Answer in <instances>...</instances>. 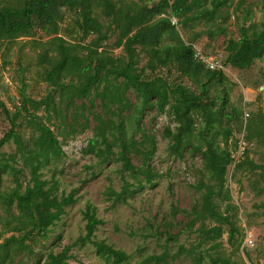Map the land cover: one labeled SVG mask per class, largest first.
Returning <instances> with one entry per match:
<instances>
[{
    "label": "rangeland",
    "instance_id": "374dc122",
    "mask_svg": "<svg viewBox=\"0 0 264 264\" xmlns=\"http://www.w3.org/2000/svg\"><path fill=\"white\" fill-rule=\"evenodd\" d=\"M115 1L124 9L127 6L134 9L135 5L153 6L148 0ZM24 4L25 0H0V10L18 9ZM206 8H211V0L202 3L187 17H182L177 31L186 45L195 43L206 56L220 61L224 67L222 79H211L209 69L201 62L174 55L169 64L161 67L157 64L152 70L148 55L140 48L138 50V70L144 71V79L162 76L173 87L181 85L197 96L203 94L200 109L192 114L195 120L192 150L185 148L182 158L170 151L173 141L167 129L176 132L178 127L172 112L173 98L165 112L160 113L157 107L150 108L140 119L133 115L132 108L117 115L119 103H110L109 110L105 109L99 98L91 109L92 114L123 123L125 140L140 141L143 132L154 137L155 149L146 164H143L142 155H130L135 166H150L157 174L151 184L141 176V188L137 187L140 183L134 176L122 171V163L116 159L121 150L118 145L112 143V153L105 161L85 152L88 139L95 135L97 122L90 112H82V101L77 100L76 106L69 109L65 104L61 105L59 92L45 79L49 66L48 62H42V56L58 58L60 41L56 38L62 37L64 44L75 46V52L85 56L86 51L79 44L85 46L90 37L82 41V33L77 26L78 14L67 7H57L56 12L62 17L57 23V33H50L51 29L44 30L42 24L35 20L28 35L0 39V102L8 111L0 109V141L11 130L12 120L21 111L25 98L37 102L48 100L52 109H58V113L50 111L52 123L47 122L49 113L46 105H42L38 109L21 111L15 119L16 131L26 145L33 147V140L39 136L30 124L33 115V119L47 124L63 144L64 154L52 159L41 170L42 179L50 182L46 190L51 188L52 196L58 197L77 191L76 203L66 208V213L50 227L46 237L33 234L25 240L21 228L30 230L31 226L20 218L17 201L8 208V204L0 200V243L12 236L24 240V245L10 244L7 253L0 255V264H46L50 254L61 253L65 247L72 246L86 235L84 211L88 205L95 209L97 218L102 221L94 240L105 241L126 252L132 263L164 255L165 259L159 264H197L198 257L202 259L201 264H221L224 260H229L230 264H264V135H261L264 130V56L245 70L235 69L227 62L228 40L240 37V24L254 25L251 32L260 29L264 21V0H233L214 19L199 15ZM96 12L103 22V32L110 36L105 43L106 50L115 58L124 56L122 48L115 45L119 31L101 10ZM160 18L171 22L176 19L170 12ZM173 43L165 36L161 46ZM110 81L115 84L113 78ZM105 85L103 82L100 90ZM93 95L94 92L91 97ZM126 98L132 105L136 103L132 89L126 93ZM84 102L90 106L89 99ZM72 114L79 117L77 121L72 120ZM88 116L89 128L72 135L71 124L79 131ZM225 129L232 131L234 141L244 135L249 144L246 163L239 169L232 163L221 187L205 169L202 153L209 140L221 151L235 149V143L228 144V149ZM109 141L114 140L110 137ZM99 147L105 149L103 145ZM14 155L16 158L12 160ZM0 159L8 161L10 166L2 174L0 191L8 196L17 185H21L23 193L31 177L13 140L0 147ZM250 162L261 168L254 169ZM126 181L131 185L126 201H115L111 190L122 192ZM203 184L213 186L218 192L211 203L225 220L203 212ZM212 228H220L221 236L209 239ZM67 263L107 264V261L98 256L93 244L86 243L71 249Z\"/></svg>",
    "mask_w": 264,
    "mask_h": 264
},
{
    "label": "trees",
    "instance_id": "16d2710c",
    "mask_svg": "<svg viewBox=\"0 0 264 264\" xmlns=\"http://www.w3.org/2000/svg\"><path fill=\"white\" fill-rule=\"evenodd\" d=\"M169 2V0H161L159 3H154L151 8L135 5L136 8L134 9L128 6L124 9L119 7L118 2L115 0H25L22 8L0 10V39H16L28 35L34 28L35 20L42 24L44 30L51 29L50 33H57V23L62 17L56 12V8L67 7L70 11L76 12L78 14L77 26L82 33V41H86L90 37L85 46L79 44V47L86 51L85 56L78 55L75 52V46L64 44L62 37L56 38L57 41H60L58 58L42 56V62H48L49 66L46 69L45 79L59 92L60 104H65L69 109L76 106V101L79 100L82 101L80 106L82 112L92 114L91 109L95 106L96 98H99L105 109L109 110L110 103H119L117 115L132 108L133 115L138 116L140 119L146 110L150 108L157 107L160 113L165 112L173 98L175 103L172 105V112L177 120L178 127L176 132L167 129V134L173 141L169 148L174 155L182 158L185 148H190V150L193 148L191 136L194 133L195 120L192 114L200 109L203 94L197 96L181 85L173 87L162 76L144 79V71L139 72L138 70V50L140 48L148 55L152 70H155L157 64L160 67L169 64L173 55L181 59L199 62L195 58V43L186 45L180 37L177 27L182 17H187L189 13L193 12L202 3L208 2V0H173L172 5ZM232 2L233 0H211V8H206L199 15H208L214 19L223 8L229 6ZM97 9L101 10L103 16L110 18L111 23L115 25V29L119 31L115 45L117 48H122L124 56L115 58L106 50L105 43L110 36L107 32H103V22L98 18ZM169 12L178 19L176 25L169 19L160 18L161 15ZM254 27V25L246 26V23H242L239 30L240 37L237 40H228L227 51L229 57L227 62L231 67L239 70L249 69L257 59L264 56V21L260 24L259 30L251 32ZM220 30L224 31V29ZM165 36L171 38L175 44L161 46ZM208 73L211 75V79H222L224 77L222 70H208ZM76 77L78 78L77 82H75ZM111 78L115 80V84L110 81ZM68 79L69 81L66 83ZM120 80L122 82L118 83ZM103 82L106 85L100 90V85ZM130 89L133 90L136 99V103L133 105L126 98V93ZM93 92L94 95L91 97ZM87 99L90 102L89 107L84 102ZM42 105H46V112L49 113L47 122L52 123L53 114L50 111L58 113V109H52L48 100L37 102L25 98L20 110L38 109ZM1 108L6 110L3 102H0ZM21 111L17 115H20ZM6 112L8 111L6 110ZM17 115L12 120L11 130L0 141V147L13 140L17 145V153L23 160L24 167L29 169L31 178L23 193L21 192V185H17L8 196L0 191V200L5 201L8 208L12 207L17 201L20 218L27 226H31L30 230L21 228L24 240L30 238L33 234L46 237L50 227L60 221L66 213V208L76 203L74 197L77 191H72L68 196L58 197L52 196L51 188L46 190L50 182L42 179L41 170L52 159L63 156V144L47 124L33 119L35 117L33 115L30 124H33V128L39 132V136L33 140V147L26 145L16 131L17 123L15 119L18 117ZM92 115L98 126L95 128L94 137L88 139L85 152L102 157L105 161L112 153V143L116 144L121 149L116 159L122 163V171L129 172L138 180L140 184L137 187H142L141 176H144L145 181L151 184L157 174L150 166L144 168L143 164H146L147 159L153 155L155 149L154 137L143 132L140 141L125 140L123 138V131L125 130L123 123H117L110 118L104 119L100 114ZM72 116L73 121H77L79 118L75 114H72ZM89 126L90 118L88 116L79 131L71 124V134L83 133ZM261 135H264V130ZM224 136L227 139L228 149V144L233 143H235L236 149L238 140L234 141L232 131L225 129ZM110 137L113 138V142L109 141ZM244 139L249 144L246 136H244ZM67 143L68 141L65 142V144ZM100 145H103L105 149L99 147ZM235 149L233 151H230V149L229 151H221L213 141L209 140L207 141V149L202 153L205 169L221 187L224 186L226 181L228 167L234 162L232 155ZM132 153L143 156L144 163L141 166H135L132 163L130 158ZM247 155L248 147L243 157L239 162H236L234 167L237 169L243 167ZM15 158L14 155L11 159L15 160ZM250 164L254 169L261 168L252 162ZM8 167H10L9 162H3L0 159V188L3 181L2 174ZM130 187L131 185L126 181L122 192L117 193L111 190V194L115 195V201H126L125 197L130 193ZM202 188L205 189L202 196L203 212L209 213L213 218L225 220L211 203L218 192L213 186L207 184H203ZM219 192L221 191L219 190ZM84 217L87 221L86 235L80 237L72 246L65 247L61 253L57 255L50 254L46 264H68V253L71 249L74 246L85 245L86 243L93 244L98 256L105 259L107 264H149L153 261L159 264L165 259L164 255H154L137 263H132L126 252L115 249L113 246L106 244L105 241L94 240L95 232L102 221L97 218L96 211L91 205L86 207ZM210 233L209 239H216L221 236V229L212 228ZM24 240L12 236L4 243H0V255L3 252L7 253L10 244L14 242L24 245ZM196 261L197 264H201L202 259L198 257ZM220 263L230 264V261L224 260Z\"/></svg>",
    "mask_w": 264,
    "mask_h": 264
},
{
    "label": "built area",
    "instance_id": "2783aa9c",
    "mask_svg": "<svg viewBox=\"0 0 264 264\" xmlns=\"http://www.w3.org/2000/svg\"><path fill=\"white\" fill-rule=\"evenodd\" d=\"M151 3H159L161 0H149ZM170 4L172 5L173 1L169 0ZM177 19H173L172 23L177 24ZM194 49H195V58L201 62L206 68H208L211 71H220L224 70V67L220 64V61L209 58L206 56L201 49L198 48L196 44H194ZM248 115V114H247ZM232 142V141H231ZM230 142V143H231ZM248 144L244 139V135L241 136L238 140V145L235 151L233 152L232 158L234 159L233 164L235 165L236 162H239V160L243 157L247 150Z\"/></svg>",
    "mask_w": 264,
    "mask_h": 264
}]
</instances>
